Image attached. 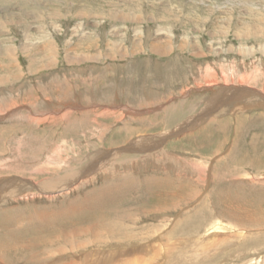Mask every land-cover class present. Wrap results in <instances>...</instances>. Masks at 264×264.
I'll return each mask as SVG.
<instances>
[{"label": "rangeland", "instance_id": "374dc122", "mask_svg": "<svg viewBox=\"0 0 264 264\" xmlns=\"http://www.w3.org/2000/svg\"><path fill=\"white\" fill-rule=\"evenodd\" d=\"M0 188V264L264 256V0H0Z\"/></svg>", "mask_w": 264, "mask_h": 264}, {"label": "bare ground", "instance_id": "6f19581e", "mask_svg": "<svg viewBox=\"0 0 264 264\" xmlns=\"http://www.w3.org/2000/svg\"><path fill=\"white\" fill-rule=\"evenodd\" d=\"M152 46V45H151ZM168 46V45H167ZM149 49V48H148ZM152 49V48H151ZM168 49V48H167ZM159 55V54H158ZM165 55V53H164ZM80 71V70H79ZM240 82H244V81H240ZM239 86V85H238ZM238 89V88H237ZM239 90V89H238ZM247 92V91H246ZM246 92H243V91H239L237 92L236 91H229V92H224L223 94L221 93V96L223 97L222 100H223V104L224 103H230V102H238L243 99H245L246 96H249V94ZM216 99V98H215ZM221 99V98H220ZM219 100V99H218ZM240 102V103H241ZM215 103V102H214ZM220 103V102H219ZM236 104L237 106V103H234ZM223 106V105H222ZM239 107V106H238ZM241 109V108H239ZM184 126V125H183ZM142 142V141H140ZM133 143V142H132ZM21 181V180H20ZM44 182V181H43ZM3 183V182H2ZM4 184V183H3ZM42 184V183H40ZM26 185V184H25ZM2 187V186H1ZM42 187H43V194H44V197L47 196V197H50L51 194L55 193V192H52L50 191V187H49V183L48 182H45L42 184ZM6 189V188H5ZM9 189V188H8ZM6 190H4V188H0V196L2 195H5V192ZM61 191L58 190V192ZM5 192V193H4ZM14 195H19L17 193H14ZM2 198V197H1ZM220 220V219H219ZM209 228L206 229L204 231V234L200 237V244L203 245V248H206V247H212L214 248L217 244L221 243V242H224L226 240H228V238H225L224 237H227L225 236V234L228 232V231H231L232 229H234V227L228 223V222H223V221H216L215 223H213L211 226H208ZM236 229V228H235ZM238 230V229H237ZM234 232V231H232ZM236 232V231H235ZM241 234V233H240ZM227 235V234H226ZM237 237V235H236ZM241 237H242V234H241ZM240 237V238H241ZM199 241V240H198ZM168 246V245H167ZM206 250V249H205ZM208 250V249H207ZM80 252V251H79ZM254 255V254H253ZM251 257H253L251 255ZM243 264H264V256H257L254 258H252L251 260H246L243 262Z\"/></svg>", "mask_w": 264, "mask_h": 264}]
</instances>
